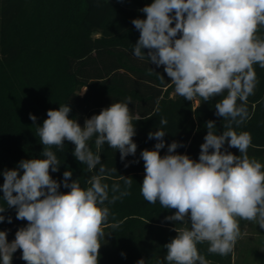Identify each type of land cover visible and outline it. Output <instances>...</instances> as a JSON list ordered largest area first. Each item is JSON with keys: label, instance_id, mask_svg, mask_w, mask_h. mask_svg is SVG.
<instances>
[{"label": "clouds", "instance_id": "9594fccd", "mask_svg": "<svg viewBox=\"0 0 264 264\" xmlns=\"http://www.w3.org/2000/svg\"><path fill=\"white\" fill-rule=\"evenodd\" d=\"M139 11L146 18L131 21L140 33L132 54L157 68L163 66L175 93L188 101L222 97L215 103V115L228 122L223 125L227 130L217 135L215 121L206 122L198 160L177 153L184 145L176 141L161 156L166 132L160 129L148 133V140L157 141L154 149L140 153L145 170L140 189L143 198L174 209L166 221L190 225L173 228L177 235L163 246L167 264H209L198 244L207 242L209 253L226 256L240 236V220L253 221L264 229V164L247 154L251 134L232 127L248 118L247 99L258 83L254 65L264 68V38L257 35L264 28V0H153ZM129 104L130 98L112 103L86 119L83 126L69 118L68 104L47 111V119L37 126L44 158L21 160L16 168L2 172L0 199L7 206H0V213L15 208L16 219L26 220L27 225L16 231L11 242L7 231H0V264H12L18 249L26 264H99L103 228L111 215L105 201L114 203L130 194L113 184L112 192L119 195L109 199V185L102 179L116 169L107 170L100 153L107 143L119 151L121 161L135 156L138 146L133 140L136 129ZM29 118L35 124L37 117L30 113ZM160 124L167 121L162 118ZM93 137L96 153L88 144ZM65 141L75 145L74 157L89 171L100 166L88 181L90 187L82 188L77 179L71 180L72 171H65L62 185L70 191L61 192V182L50 175L60 166L51 148L63 150ZM225 144L238 149L239 155L228 151ZM121 179L126 189L131 187L130 177ZM5 219L0 215V223ZM7 222L12 223V218L7 217Z\"/></svg>", "mask_w": 264, "mask_h": 264}, {"label": "trees", "instance_id": "16d2710c", "mask_svg": "<svg viewBox=\"0 0 264 264\" xmlns=\"http://www.w3.org/2000/svg\"><path fill=\"white\" fill-rule=\"evenodd\" d=\"M152 2L0 0V185L5 169L16 168L24 159L44 158L37 126L47 119L49 109L68 104L69 118L83 126L86 119L112 103L131 100L129 108L136 129L133 140L138 146L135 156L121 161L119 151L107 143L100 153L106 169H116L106 172L102 179L109 185V199L119 195L112 192L113 184H119L120 191L127 190L130 194L114 203L105 201L111 215L103 228L105 238L100 241L99 264H137L140 259L145 264H156L158 260L167 264L164 259L167 249L163 246L177 235L173 228L190 227L166 221L165 217L175 210L164 209L159 202L150 204L141 195L145 170L140 153L144 149L153 150L157 143L155 139L148 140V133L158 129L166 132V147L161 149V156L167 154V145L176 141L184 145L177 148V153L198 160L200 145L207 134L206 122L215 121L213 131L217 135L227 130L223 125L228 122L215 115V103L222 97L207 102L199 97L188 101L175 93L163 66L157 68L147 59L140 60L132 54L140 33L131 21L145 19L139 10ZM257 35L264 38V28ZM254 69L258 83L247 99L248 118L232 127L238 133L251 134L252 145L247 154L264 164V68L257 64ZM30 113L37 117L35 124L29 118ZM162 118L166 125L160 124ZM64 144L63 150L51 148L60 166L58 172L50 175L61 182V192L70 191L62 185L65 171H72L71 180L77 179L82 188L90 187L88 181L98 174L100 166L89 171L86 164L74 157L75 145L68 141ZM88 144L96 153L95 137ZM228 151L239 155L238 149ZM137 160L139 163H130ZM121 176L132 179L130 188L126 189ZM0 206H7L3 199ZM0 215L6 217L0 223V231H7V240L11 242L27 221L16 219L15 208H7ZM7 217L12 218V223L7 222ZM243 222L239 221L240 228ZM113 224L117 227L113 228ZM197 247L209 264H233L234 249L221 256L209 253L207 242ZM21 256L22 250L18 249L12 264H26Z\"/></svg>", "mask_w": 264, "mask_h": 264}, {"label": "rangeland", "instance_id": "374dc122", "mask_svg": "<svg viewBox=\"0 0 264 264\" xmlns=\"http://www.w3.org/2000/svg\"><path fill=\"white\" fill-rule=\"evenodd\" d=\"M261 230L264 229L253 221H248L244 231L240 228V236L234 247L233 264H264V256L259 254L257 247L264 240Z\"/></svg>", "mask_w": 264, "mask_h": 264}, {"label": "crops", "instance_id": "0c3cea01", "mask_svg": "<svg viewBox=\"0 0 264 264\" xmlns=\"http://www.w3.org/2000/svg\"><path fill=\"white\" fill-rule=\"evenodd\" d=\"M247 223H248V221L244 220L243 225H242V231L245 230V227H246ZM260 232L264 235V230H261ZM257 247L259 248V254L264 256V240H261L258 243Z\"/></svg>", "mask_w": 264, "mask_h": 264}]
</instances>
